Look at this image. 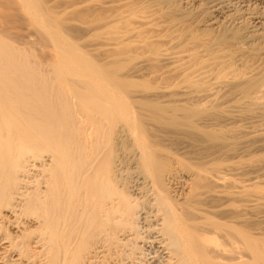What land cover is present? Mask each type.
I'll use <instances>...</instances> for the list:
<instances>
[{"label": "bare ground", "instance_id": "bare-ground-1", "mask_svg": "<svg viewBox=\"0 0 264 264\" xmlns=\"http://www.w3.org/2000/svg\"><path fill=\"white\" fill-rule=\"evenodd\" d=\"M199 1L177 0L173 9L204 7L212 15L198 30L220 37L242 27L254 11L249 3L264 6V0ZM65 18L45 0H0V264H264V171L257 166L248 174L245 162H219L213 151L205 162H170L169 147L156 138L158 123L191 134L192 143L198 135L223 141L221 125L207 118L211 92L190 89L202 81L201 69L196 78L184 68L190 64L173 66L181 70L171 71L181 74L182 96L200 102L179 92L171 102L170 88L152 91L147 79L148 86L136 79L151 72L148 61L178 62L170 50L131 55L122 48L99 58L75 39ZM254 18L240 39L264 43V13ZM26 23L40 42L25 38ZM254 66L227 78L223 70L201 75L234 89V121L243 106L264 109V70ZM250 126L238 140H259L263 148L264 127Z\"/></svg>", "mask_w": 264, "mask_h": 264}, {"label": "rangeland", "instance_id": "rangeland-1", "mask_svg": "<svg viewBox=\"0 0 264 264\" xmlns=\"http://www.w3.org/2000/svg\"><path fill=\"white\" fill-rule=\"evenodd\" d=\"M176 1L177 0H45L47 5H51V7L55 8V10H57L60 14H62L63 17H66L65 18V20L67 22L66 25L68 27L70 26L69 29L72 32V34L74 35L75 39H77L78 42L83 47H86V48L88 47L87 49L90 48L91 52L94 50L92 53L95 54L99 58L109 57L110 53L112 54V53H114L115 50L119 51V50H123L124 48H125V52L127 51V53H129V51H130V54H131L132 51H134V52H132L131 55H137L138 53L143 55V53L146 54L147 51L150 52V53L147 52V54L151 55V51L152 50L150 51L149 50L150 48L153 49V52L155 50H158V47H159L160 51L164 50V49L165 50H170L172 52V54H174L176 56V59L178 58L177 59V60H179L178 62H180L182 64L178 63L177 61H176V63L174 65H172L173 63L172 64H165V63H162L161 61H159L158 59H156V61H153V60H155V59H153V60L147 62V67H150L149 69H150L151 72H148V73H144L143 72L141 74V76L143 78L139 75V76L136 77V79L138 78L137 81L141 82L142 86L147 85V81H148V85L152 86V84H153V88L150 87L151 88L150 90L154 89V86H155L154 91H156V89L161 87V86H158V85H164V87H167V89L170 88L169 92H170V94L172 96L169 97V94L167 95L170 99L167 96H165V97H166L167 100H171V102H174L176 99H178V97H183V99L187 97L188 100L187 99H185V100L188 101V102H191V101L193 102V100L194 101H198V98L195 97L192 94H191L192 96L190 95V97H189V94H185V95L182 96V94L180 93L179 84L181 85L182 81H180L177 77H179V75H181V74L178 73L179 75H176L174 73H177L179 71L181 72V70H179L180 67L179 68H177V67L173 68V66H177V64H179L181 66L183 64H185L184 66L190 64L191 66H187V67L183 66V67L185 68V70H187L186 68L191 67L192 70H190V69L187 70L190 73H192L195 70L196 72H193V73L196 75V78H198V75L201 74V72L203 74V75L201 74L202 76H204V75L206 76V74H207V76H209L208 74H211L209 76V77H211V76L218 75L217 73L222 72V70H223L222 73L224 74V76L226 78L230 77V75L233 72L234 73L231 76L241 75L240 73H242V75H243L247 71L249 72V70H252L254 65H255L254 66L255 68L258 67L259 69L262 68V69H260L261 71L264 70L263 69L264 68V43H263V41H260V43L258 41L257 42H253V43H251V42L248 43V42H244V41L242 42V38L240 39V36L243 37V35H241V34H244V32H241V31H245V29H248L249 27H251L254 24H256L255 23L256 19L254 18V15L255 14H259V13H264V6L263 5H258V3H253V2L249 3L250 6L252 7L251 11H253V10L254 11H253V13L252 12L250 13L251 15L249 14V15H246V16L243 17V22H242L243 25H241L242 27H240L237 30L234 29V31L236 33H234L233 30H230L229 33H227V32H226L227 34L225 33L226 35L224 34V36H223V34H222L221 37L219 36L221 33H217V34L216 33H212L211 34L212 37L215 38V39H213L211 37V35H208L207 33H204L202 31L198 30V29L201 30L200 27H202V26H200V24H202V22L204 20H207V19L211 18L212 13L209 12L208 10L204 9V7H202L201 10L195 9L198 12L195 11V10L192 11V9H190L191 10L190 11V10H188L189 8H186L187 10L183 8V10L185 12L182 13L183 11L179 12V11L173 9V7L175 6L174 4H176ZM199 2H201V0ZM258 10L260 11L259 13L257 12ZM252 15H253V17H252ZM141 21H142V23H141ZM145 21L148 22V23H145ZM22 24L20 26L21 28H24V30L22 29V32L25 31V34H26V32L28 31L27 34H29V35H27V34L25 35L24 34L25 38L27 36L29 41H35V42L39 41L40 42V38L38 37L39 35L37 33H34V30L30 29V27H29V25L27 23L25 25L28 26L29 29L26 26H22ZM10 25L11 24L9 23L8 26H10ZM16 25L17 24H14L15 27H16ZM14 26L11 27L10 29L13 30V28H15ZM114 26L117 27V28H115ZM25 27H26V29H25ZM110 27H111V29H109ZM17 28L18 27H16L15 29L17 30ZM151 29H152V31H151ZM16 30L15 31L13 30V31L15 33H17L19 31V29H18V31H16ZM232 31H233V33H232ZM126 32H129V33H126ZM131 32H134L133 33L134 35ZM147 34H148V36H147ZM22 35H23V33H22ZM138 35H140V37ZM237 35L238 36L240 35V36L238 37ZM125 36H127V37H125ZM132 36H134V37H132ZM137 36L139 38L138 39L139 42L136 41L137 40ZM216 36H219V37H216ZM29 37H30V39H29ZM115 37L118 40H116ZM142 37L143 38L146 37V40H148V42H144L145 43L144 44L142 42V40L143 41H146V40L143 39ZM141 38H142L141 42L145 45L146 51H144L145 49H143L144 48L143 44H142L143 46L141 45V47H140V44H141L140 39ZM149 38H150V40H149ZM119 39H121L122 42H120L121 40L119 41ZM117 41H118V43H117ZM123 41H125V42H123ZM150 41H152L154 43L156 42L155 44L153 43L154 46H153V44H151L152 42L150 43ZM126 42H128V43H126ZM129 43L131 45H128ZM157 43H158V45H156ZM150 44L153 47L149 46ZM39 47H40L41 50L43 49V51L46 50V49H44L45 46H44V48H41V45ZM148 47H149V49H148ZM160 48H162V49H160ZM135 51H137V52H135ZM225 51H227V52H225ZM224 52L228 53V54H225ZM190 54L192 55L191 57L189 56ZM181 56H182V58H181ZM185 59H187V60H185ZM194 59H195V61H194ZM219 60H221V61L224 60L225 62L224 61L223 62L220 61L221 64L218 62L220 64V65H218V63H216V62L219 61ZM191 61H193V62H191ZM198 61H200V63L203 64V65L199 64ZM185 62H187V63H185ZM136 63H137V60L136 61L134 60V62L133 61L131 62V65L132 64H136ZM192 63H193L194 66L192 65ZM225 63H228V64L225 65ZM151 65H153V66H151ZM166 65H168V66H166ZM154 66L155 67L157 66V67L155 68ZM192 66H193V68H192ZM183 67H182V70L184 69ZM165 68H167L170 73L173 72L171 70H174V69L175 70L177 69L179 71H174L173 73H171V76H170L167 73V69H165ZM196 68L199 69V70L201 69V72L197 71ZM248 68H251V69L248 70ZM258 68H256V69H258ZM154 69L157 70V71L159 69V71L157 72ZM160 69L161 70L165 69V70H163L164 72L163 71L161 72ZM226 69H228L229 72ZM153 72H156V74L159 73L157 75H160L163 78L162 77H157L156 74L153 75L154 74ZM165 72L167 74H164ZM213 72H214V75H213ZM225 72H228V73H226L228 75H226ZM151 73H152V75H151ZM161 73L166 75L165 76L166 78ZM168 75L171 77V79H170L171 82L169 81L170 77H168ZM174 75L176 77L174 79H172V77ZM201 75L199 77L202 78V81L198 80V82H197L198 85L196 84V86H194L195 88L193 86H190L191 92H194V93L199 92V91L200 92L201 91L202 92H206V91L207 92H211V95L208 97L211 100H209V102L207 103L208 104L207 107H209V108L213 107L212 112L209 111L211 114L212 113L213 114L211 115L209 113L210 115L207 114V116H209V117H207L206 115L205 116L208 119L212 117L214 120H217L214 123L217 122V124L219 123L221 125L220 127L222 129L219 126H217V127L219 129H221V132H220L221 134L223 132L222 137H223V135L225 137L226 136L227 137L226 138L223 137V141L219 140L222 143L217 142L218 140H216L215 143H214L212 141L208 142L206 140L204 142L202 139H205V138L204 137L201 138V136L198 135V136H196L198 138H195V136H194V139H196L197 141H199L201 139L199 141L201 143H199V142H193L192 143L191 142L192 140L189 138V136L191 134H189L187 136L181 130H176L177 132L175 131L176 132L175 133L174 130H172V129L169 130L164 125H161V124L159 125L157 123L156 127H155V128H157V130H156L157 131L156 138L159 137L157 140L163 146H166V148L169 147L168 148L169 151L167 149V153L169 152L168 158L169 157L172 158L170 162H181L182 160H183L182 162H185V159H186V162H205L204 160L202 161V159H205L204 157L206 156V154L208 155L210 153L211 154L216 153L215 157H217V156L219 157V158L217 157V159H219V162H241L242 161L243 164L245 162V164H247V166H248V169H247L248 174L251 173V171H254V168H257V166H259L264 171V162H263L264 161V153H263L264 152V149H263L264 147L262 148L261 146H263V145L261 144L260 147L263 150L260 149V147H259L260 144H258V143H260V141L252 139L253 142L250 141V143H249L247 141L248 143H242L241 140H238V138H240L242 136V134H243L242 129H244V127L246 125H247L246 126L247 128L245 127V129H248V125H251L250 127L254 126L253 128H255V127L257 128V126L259 127L260 125H262V127H264V109L262 110L260 108L262 110L261 111L257 106L256 107L255 106H253V107H251V106L248 107L247 106L246 108L243 106V108H240L242 111L239 109V111H241V112L237 113V115L240 114V117H238L234 121L233 118H232V114L234 115L233 112L235 111V109H234L235 107L233 106L234 103H232L233 102L232 98L235 97V92H233L234 89H232V91H230L231 90L230 85H229V87L228 86H226V87L223 86L224 87L223 88L221 85H217L216 83L215 84L212 83L214 81L213 79L206 78L207 76L205 78H203ZM146 79H147V81L145 82V84H143ZM180 79H181V76H180ZM174 80H175V82H174ZM177 80H179L180 82L177 81ZM181 80H183V79H181ZM208 82L210 84H207ZM167 83H169V84L171 83V85H166ZM182 85H183V83H182ZM211 85H212V87H215V88H213V89L210 88ZM164 87L162 86V88H164ZM144 88L145 87H141V89H144ZM202 88H203V90H201ZM198 89H199V91H197ZM145 90H147V89L145 88ZM221 90H223V91H221ZM147 91H149V89ZM212 92H214L216 94H214ZM218 92H219V94H218ZM177 93L179 94V96H178ZM233 93H234V95H233ZM186 95H188V96H186ZM215 96H216V99H215ZM217 97H219L218 100H217ZM191 99H193V100H191ZM206 101H208L207 98L205 99V101L203 100L202 102L205 103ZM198 102H200V100ZM217 103H220V105L217 104ZM214 107L217 110H215ZM209 108H208V110L211 109V108L210 109ZM213 110H214V112H213ZM230 111H231V113H229ZM215 113L217 114V116H216ZM224 113H225V115H224ZM229 114H230V116H229ZM227 116H229L232 120L230 121V118H228ZM213 119H212V121H214ZM252 123H253V125H252ZM237 124H238V126H237ZM157 125L159 127H157ZM242 125H244V126H242ZM260 128H261V126H260ZM240 130L242 131L241 133H239ZM156 131H153V134H155ZM178 132H180V133H178ZM244 132H245V130H244ZM159 135H161V136H159ZM191 138H193V137H191ZM162 139H163V141H162ZM235 139H236V141H235ZM224 140H225V143H224ZM202 142H204V143H202ZM182 145H183V147L185 149H186V147L187 148L190 147V148L185 150L182 147ZM256 146H257V148H256ZM239 148H241V149L244 148L243 150L245 151V153H247V152L248 153L245 155V153L241 152V154H244L245 156L241 155L240 152H239L241 149H239ZM176 149H178V150H176ZM182 150H185V151L188 150V152L184 153L185 151L183 152ZM219 150L221 151L220 152L221 155L218 153ZM249 150H251V151H249ZM189 151H192V152H189ZM180 152L184 153V154H181ZM252 152H253V154H252ZM238 153L241 156L237 155ZM217 154H219V155H217ZM198 157H199V159H198ZM201 157H203V158H201ZM179 160H181V161H179ZM216 160H215V162H216ZM255 163H257V164L254 165ZM251 166H253V168Z\"/></svg>", "mask_w": 264, "mask_h": 264}]
</instances>
